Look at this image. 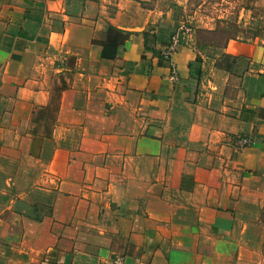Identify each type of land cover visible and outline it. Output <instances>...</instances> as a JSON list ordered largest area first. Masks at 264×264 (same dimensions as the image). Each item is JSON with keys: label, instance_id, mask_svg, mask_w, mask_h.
<instances>
[{"label": "crops", "instance_id": "0c3cea01", "mask_svg": "<svg viewBox=\"0 0 264 264\" xmlns=\"http://www.w3.org/2000/svg\"><path fill=\"white\" fill-rule=\"evenodd\" d=\"M200 30L163 0H0V264H264V40L203 55Z\"/></svg>", "mask_w": 264, "mask_h": 264}, {"label": "rangeland", "instance_id": "374dc122", "mask_svg": "<svg viewBox=\"0 0 264 264\" xmlns=\"http://www.w3.org/2000/svg\"><path fill=\"white\" fill-rule=\"evenodd\" d=\"M163 3L178 9L181 19L201 29L196 45L203 55L222 54L221 48L228 38L250 43L264 40V0H163ZM4 202L0 197V263L6 257L4 250L11 246L1 236L5 226L3 215L6 220L11 217L8 208L3 207Z\"/></svg>", "mask_w": 264, "mask_h": 264}, {"label": "built area", "instance_id": "2783aa9c", "mask_svg": "<svg viewBox=\"0 0 264 264\" xmlns=\"http://www.w3.org/2000/svg\"><path fill=\"white\" fill-rule=\"evenodd\" d=\"M185 30H189V28L187 27H183ZM180 43V32L179 30L175 31L169 40V43L162 48L161 50V55L163 57V59L169 63V67H170V78L171 79H176L177 78V72H176V68L174 66V64L171 61L172 55L173 53L176 51V48L178 46V44ZM241 147L245 146L248 144V141L245 138H242L239 140L238 143ZM123 257L119 256L114 258L113 260V264H123Z\"/></svg>", "mask_w": 264, "mask_h": 264}, {"label": "trees", "instance_id": "16d2710c", "mask_svg": "<svg viewBox=\"0 0 264 264\" xmlns=\"http://www.w3.org/2000/svg\"><path fill=\"white\" fill-rule=\"evenodd\" d=\"M169 40H170V39H169ZM168 43H169V42H168ZM168 43H167V44H168ZM167 44H166V45H167ZM166 45H164L163 47H165ZM161 50H162V49H161ZM161 50H160V52H159V56H160L161 60H163L164 62H166V61L163 59L162 55H161Z\"/></svg>", "mask_w": 264, "mask_h": 264}]
</instances>
